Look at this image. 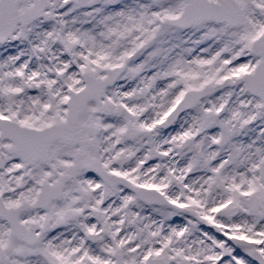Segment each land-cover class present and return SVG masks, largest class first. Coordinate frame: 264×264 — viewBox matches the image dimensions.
Listing matches in <instances>:
<instances>
[{
	"label": "snow or ice",
	"instance_id": "1",
	"mask_svg": "<svg viewBox=\"0 0 264 264\" xmlns=\"http://www.w3.org/2000/svg\"><path fill=\"white\" fill-rule=\"evenodd\" d=\"M0 264H264V0H0Z\"/></svg>",
	"mask_w": 264,
	"mask_h": 264
}]
</instances>
